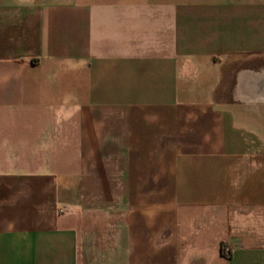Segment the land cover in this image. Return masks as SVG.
Returning a JSON list of instances; mask_svg holds the SVG:
<instances>
[{"label":"crops","instance_id":"crops-1","mask_svg":"<svg viewBox=\"0 0 264 264\" xmlns=\"http://www.w3.org/2000/svg\"><path fill=\"white\" fill-rule=\"evenodd\" d=\"M264 0H0V264H264Z\"/></svg>","mask_w":264,"mask_h":264},{"label":"rangeland","instance_id":"rangeland-1","mask_svg":"<svg viewBox=\"0 0 264 264\" xmlns=\"http://www.w3.org/2000/svg\"><path fill=\"white\" fill-rule=\"evenodd\" d=\"M250 94H253V95H257V94H259V93H261V91H260V89H256V90H253V91H248ZM255 93V94H254Z\"/></svg>","mask_w":264,"mask_h":264},{"label":"bare ground","instance_id":"bare-ground-1","mask_svg":"<svg viewBox=\"0 0 264 264\" xmlns=\"http://www.w3.org/2000/svg\"><path fill=\"white\" fill-rule=\"evenodd\" d=\"M254 94H255V93H254ZM260 94L262 95L263 93H259V94H257V95H256V94H255V95L251 94V96H253V97H257V96H259ZM263 95H264V94H263Z\"/></svg>","mask_w":264,"mask_h":264}]
</instances>
